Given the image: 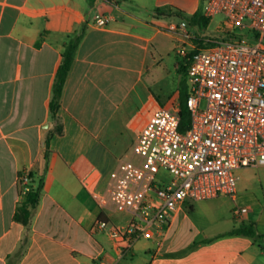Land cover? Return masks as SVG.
I'll use <instances>...</instances> for the list:
<instances>
[{
    "label": "crops",
    "instance_id": "0c3cea01",
    "mask_svg": "<svg viewBox=\"0 0 264 264\" xmlns=\"http://www.w3.org/2000/svg\"><path fill=\"white\" fill-rule=\"evenodd\" d=\"M185 4L0 0V264H264V239L227 234L250 226L264 234V177L259 192L249 176L264 165L239 171L234 197L187 201L174 211L163 244L159 237L130 249L117 244L112 229L127 228L131 217L99 205L119 160L135 157L150 118L180 105L182 79L174 91L172 81L167 89L152 77L172 52L181 56V48L196 46L181 25L166 20L178 17L187 27L198 9L189 14ZM98 14L110 22L99 26ZM85 23L55 121L50 105L62 54ZM120 141L126 156L115 160L112 146ZM23 174L31 190L44 178L27 224L17 218L27 200ZM242 208L248 211L238 216Z\"/></svg>",
    "mask_w": 264,
    "mask_h": 264
},
{
    "label": "built area",
    "instance_id": "2783aa9c",
    "mask_svg": "<svg viewBox=\"0 0 264 264\" xmlns=\"http://www.w3.org/2000/svg\"><path fill=\"white\" fill-rule=\"evenodd\" d=\"M221 14V37H201L208 46L179 50L188 64L190 127L181 129L178 103L160 108L139 135L135 157L119 160L99 200L105 211L130 215L127 228L111 232L126 249L141 238L163 244L174 211L187 201L234 197L239 171L264 165V0L206 1L205 17ZM96 21L106 26L110 19L98 14ZM245 29L252 35L238 32ZM163 170L174 177L168 184ZM19 183L27 195L30 175Z\"/></svg>",
    "mask_w": 264,
    "mask_h": 264
},
{
    "label": "trees",
    "instance_id": "16d2710c",
    "mask_svg": "<svg viewBox=\"0 0 264 264\" xmlns=\"http://www.w3.org/2000/svg\"><path fill=\"white\" fill-rule=\"evenodd\" d=\"M180 14H184L183 11L178 10ZM190 21L198 26L199 28H206L210 25L211 19L208 17H205L201 11H198L195 13ZM88 25L85 23L79 31L74 33L69 37V40L67 41L63 54H62V63L59 66V69L57 71V75L55 78L54 83V89H53V97L51 100V116L53 120L58 121L59 120V112L62 108L61 100L63 97L64 89L66 82L68 80L69 74L73 68L77 50L87 32ZM198 46L197 49L203 48L208 46V44L205 42V40L199 38L198 39ZM182 71L184 73V77L182 78L180 82V116H181V129L185 130L190 127L191 123V115L190 110L188 108V97H189V86L187 81V73H188V64H184L182 67ZM57 130L61 132L63 130L62 126H58ZM50 144V141H48V145ZM46 159L48 161L49 159V153L46 155ZM44 188V178L41 179L40 185L38 189L31 190L27 194V200L22 205L20 209V213L17 215V218L27 224L29 222V217L31 215V208H34L38 205L40 198H41V192ZM229 235H246L255 239H264V234L258 233V231L250 226V227H242V228H235L233 231L227 233Z\"/></svg>",
    "mask_w": 264,
    "mask_h": 264
},
{
    "label": "rangeland",
    "instance_id": "374dc122",
    "mask_svg": "<svg viewBox=\"0 0 264 264\" xmlns=\"http://www.w3.org/2000/svg\"><path fill=\"white\" fill-rule=\"evenodd\" d=\"M206 1L207 0H185L186 4L181 5V8L189 12V14L194 8H197L198 11H201L203 13L204 5ZM166 20L170 22L173 21L181 25L184 28V30H182L181 32H184L185 34L189 33L190 36L189 41L191 43L196 44V46H198L199 44L198 39L201 37L219 38L222 36L221 31L219 30V24L225 20V16L222 14L215 16L212 19L210 25L204 29L197 27L192 22L187 23V27H185L184 22L178 17L177 18L166 17ZM246 23H249V21L247 20ZM238 32H241L246 36L252 35L249 29L238 30ZM164 42H165L164 45H166L168 48L171 47V44L168 43L169 41H164ZM182 62H183L182 57L178 56V53L176 54L172 52L171 55L167 57L159 67L156 68L157 70L153 72L152 78H154V80L157 82L158 85H160L161 87H165L167 89L170 88V86H168V82L172 81V84L174 83L172 87L174 91H176L177 86L179 84V80H181L184 77V73L182 71V67L184 63ZM175 66L177 67V69H175ZM137 124L138 121L136 119H133L132 127H136ZM124 147H125L124 141H120L117 143L116 146L115 145L112 146L113 158L115 160H117V158H119L120 156L123 155L126 156ZM135 159L137 160V157ZM249 176L252 178L253 181H255V184L260 192L262 187L260 180H262L264 177V167L253 168L251 171H249ZM160 178L162 179V181H164L165 184H168L173 180L174 177L168 171L163 170L160 173Z\"/></svg>",
    "mask_w": 264,
    "mask_h": 264
}]
</instances>
